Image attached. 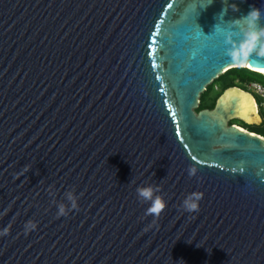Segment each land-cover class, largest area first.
I'll return each mask as SVG.
<instances>
[{
    "label": "water",
    "instance_id": "obj_1",
    "mask_svg": "<svg viewBox=\"0 0 264 264\" xmlns=\"http://www.w3.org/2000/svg\"><path fill=\"white\" fill-rule=\"evenodd\" d=\"M253 7L0 0V264H264V138L229 124L254 98L229 88L196 112L227 71L264 70V55L227 54Z\"/></svg>",
    "mask_w": 264,
    "mask_h": 264
},
{
    "label": "clouds",
    "instance_id": "obj_2",
    "mask_svg": "<svg viewBox=\"0 0 264 264\" xmlns=\"http://www.w3.org/2000/svg\"><path fill=\"white\" fill-rule=\"evenodd\" d=\"M211 4V3H209ZM227 9H225L220 16L223 18ZM264 15L261 9L253 7L246 16L234 20V27H239V32L228 30L225 41L230 47L227 49V54L234 60H246L251 53L257 52L260 55H264V26L260 25V18ZM219 26L216 25V29ZM239 40L234 37L241 36ZM263 76V75H262ZM264 77V76H263ZM243 130V129H242ZM245 131V130H243ZM247 132V131H246ZM194 167L189 169V175L194 176L196 174ZM159 192L158 188H154L152 185L140 186L136 189L137 197L143 201L149 202V207L146 210V214L159 216L162 210L166 206V201L160 196L156 195ZM68 205V211L76 209L78 207V197L74 191H66L64 194ZM203 193L192 192L183 201V207L186 211L193 212L198 210L199 201L202 199ZM58 215H66V206L64 203L57 205ZM27 228L34 229L36 225L32 222H28ZM7 232V228L4 229Z\"/></svg>",
    "mask_w": 264,
    "mask_h": 264
},
{
    "label": "trees",
    "instance_id": "obj_3",
    "mask_svg": "<svg viewBox=\"0 0 264 264\" xmlns=\"http://www.w3.org/2000/svg\"><path fill=\"white\" fill-rule=\"evenodd\" d=\"M250 75L257 76L261 78V80H254ZM261 81H263L262 85H264V77L260 74L242 68L231 69L226 73H224L223 75H221L217 80H215L210 86L206 88V91L203 94H201L200 103L196 112H200L203 110H212L215 107L217 99L224 93L225 90L229 88H237L242 91H245L237 87L235 82H239L243 84L247 82V84L250 85L252 83L261 84L260 83ZM217 84L221 86V91L219 93L215 92L214 90V87ZM263 104L264 102L261 99V102L259 104L260 105L259 114L260 117L262 118V122L260 125H247L241 121L240 123L242 124V126H238V127L248 131L249 133L264 138V106H262ZM230 125H236V122L232 121L230 122Z\"/></svg>",
    "mask_w": 264,
    "mask_h": 264
},
{
    "label": "rangeland",
    "instance_id": "obj_4",
    "mask_svg": "<svg viewBox=\"0 0 264 264\" xmlns=\"http://www.w3.org/2000/svg\"><path fill=\"white\" fill-rule=\"evenodd\" d=\"M254 80H261V78L257 77V76H254V75H250ZM261 84H263V81L260 82ZM236 86L245 90L247 93L251 94L255 100V103L258 105V109H257V115L259 116V121L258 122H255V123H252V124H248L246 123L244 120L242 119H238V120H233L236 122V126H242V124L240 123L241 121L244 122L245 124L247 125H260L261 122H262V118L260 117V114H259V111H260V102H261V99L260 97L250 88H248V84L247 82L246 83H239V82H235ZM214 90L215 92H220L221 91V86L219 84L215 85L214 87ZM264 102V101H263ZM264 106V104L262 105ZM230 124V123H229ZM242 129V128H241ZM244 130V129H243ZM246 131V130H245ZM248 132V131H247Z\"/></svg>",
    "mask_w": 264,
    "mask_h": 264
},
{
    "label": "bare ground",
    "instance_id": "obj_5",
    "mask_svg": "<svg viewBox=\"0 0 264 264\" xmlns=\"http://www.w3.org/2000/svg\"><path fill=\"white\" fill-rule=\"evenodd\" d=\"M239 67H246V68H248V66H246V65L245 66H239ZM255 71H257L260 74L264 75V70H255ZM234 90H237L238 92H240L238 89H234ZM240 93H242V92H240ZM242 94H244V93H242ZM244 95H246V94H244ZM250 99L252 101V108H253V110H254L255 113L253 112V110L251 108H249V109H247L246 115L244 116V119L246 121L244 119H242V120H244L248 124H252V123H255V122H258L259 121V116L257 115V106H256V103L254 102V100L251 97H250Z\"/></svg>",
    "mask_w": 264,
    "mask_h": 264
},
{
    "label": "built area",
    "instance_id": "obj_6",
    "mask_svg": "<svg viewBox=\"0 0 264 264\" xmlns=\"http://www.w3.org/2000/svg\"><path fill=\"white\" fill-rule=\"evenodd\" d=\"M248 88L252 89L263 101H264V85L252 83L248 85ZM257 109L258 105L256 104Z\"/></svg>",
    "mask_w": 264,
    "mask_h": 264
}]
</instances>
